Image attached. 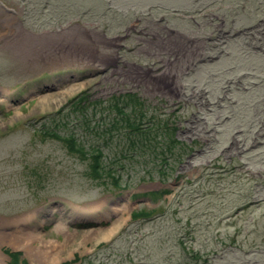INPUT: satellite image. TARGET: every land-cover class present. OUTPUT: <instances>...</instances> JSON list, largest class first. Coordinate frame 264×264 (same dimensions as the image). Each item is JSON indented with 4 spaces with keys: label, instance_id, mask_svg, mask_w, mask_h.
<instances>
[{
    "label": "rangeland",
    "instance_id": "obj_1",
    "mask_svg": "<svg viewBox=\"0 0 264 264\" xmlns=\"http://www.w3.org/2000/svg\"><path fill=\"white\" fill-rule=\"evenodd\" d=\"M255 45L264 0H0V260L264 264Z\"/></svg>",
    "mask_w": 264,
    "mask_h": 264
},
{
    "label": "trees",
    "instance_id": "obj_2",
    "mask_svg": "<svg viewBox=\"0 0 264 264\" xmlns=\"http://www.w3.org/2000/svg\"><path fill=\"white\" fill-rule=\"evenodd\" d=\"M259 27V25H257V26H255L254 28H251V29H249V30H252V32L254 31V30H256L257 28ZM244 33V32H243ZM260 40H263V38H261ZM247 45H249L248 43H247ZM254 51H263L264 52V47L263 46H259V45H255L254 46ZM138 100H139V104L138 105H141L142 103H141V100H140V98H138ZM137 104V103H136ZM136 104H135V106H136ZM130 106V105H129ZM120 110V109H119ZM124 114V113H123ZM133 126L130 128V131H133V133H136V132H138L139 134H141L142 136L143 135H146L147 134V132H145V130L143 129V127L140 125V124H137V123H133L132 124ZM54 135V137L55 138H59L60 139V137H61V134H59V133H55V134H53ZM93 151L91 152V155L89 156L88 155V151H86L85 152V154L87 155V156H89L91 159H92V161H94L93 163H95V166L97 167V168H100V169H103L104 167H105V169H108L109 171H111V173L112 174H117L118 172H119V168H121V166H118V164H114L113 166H104L103 164H102V161H103V157L105 158V154H104V152L102 151V149L101 150H99V149H96V150H94V148L92 149ZM106 160L104 159V161L103 162H105ZM121 179H118V177L115 179V181H113L114 182V184H116L117 186H119V181H120ZM119 182V183H118Z\"/></svg>",
    "mask_w": 264,
    "mask_h": 264
},
{
    "label": "bare ground",
    "instance_id": "obj_3",
    "mask_svg": "<svg viewBox=\"0 0 264 264\" xmlns=\"http://www.w3.org/2000/svg\"><path fill=\"white\" fill-rule=\"evenodd\" d=\"M0 264H7L4 262V260H0Z\"/></svg>",
    "mask_w": 264,
    "mask_h": 264
}]
</instances>
